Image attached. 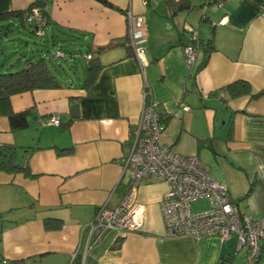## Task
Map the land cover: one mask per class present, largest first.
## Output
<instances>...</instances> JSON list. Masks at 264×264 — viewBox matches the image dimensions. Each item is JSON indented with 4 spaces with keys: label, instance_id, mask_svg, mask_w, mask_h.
I'll use <instances>...</instances> for the list:
<instances>
[{
    "label": "crops",
    "instance_id": "1",
    "mask_svg": "<svg viewBox=\"0 0 264 264\" xmlns=\"http://www.w3.org/2000/svg\"><path fill=\"white\" fill-rule=\"evenodd\" d=\"M36 1L49 18L44 36L54 57L62 50L75 59L60 49L75 45L85 63L90 54L99 68L86 88L61 82L13 95L14 111L30 109L25 128L12 130L0 109V145L18 146L19 163L28 159L34 175L0 171V264H245L247 247L237 245L235 234L164 236L160 199L167 185L161 181L136 188L135 201L145 207L140 231L92 233L89 226L100 207L115 208L131 186L122 164L144 87L160 116L159 141L198 156L201 147L210 149L199 140L211 138V150L229 163L218 177L237 209L264 216V94L252 97L264 88V0L207 2L205 17V0H187L191 9L178 12L166 0H108L112 6L99 0H0V13ZM128 12L145 16L141 60L123 43ZM193 37L210 38L214 49L198 48L189 66L183 47ZM235 80L247 82L250 93L231 96L223 86ZM51 116H59V126L44 123ZM208 122H222L220 131H209ZM25 146L33 149L24 152ZM46 217L60 219V226L46 228ZM258 244L257 264H264V240Z\"/></svg>",
    "mask_w": 264,
    "mask_h": 264
},
{
    "label": "built area",
    "instance_id": "2",
    "mask_svg": "<svg viewBox=\"0 0 264 264\" xmlns=\"http://www.w3.org/2000/svg\"><path fill=\"white\" fill-rule=\"evenodd\" d=\"M204 1V8L207 2ZM222 6L229 0H211ZM204 10V9H203ZM128 44L141 60L142 47L139 45L145 28L143 14L127 13ZM26 20L35 23L37 33L42 35L47 18L39 7L33 6ZM221 24L225 20L220 21ZM192 39H196L193 37ZM187 65L196 60L197 48L193 44L183 47ZM90 54L86 57L90 58ZM142 91L143 102L130 133L131 144L124 160L123 170L129 173L131 186L120 203L113 209L102 206L95 213L90 223L92 233L95 231H114L118 235L140 231L144 223L143 204L136 200V188L147 182H165L167 190L160 199L163 216L164 236L174 238L190 236L201 239L209 235H220L228 238L236 235L239 247H247L245 264H257L261 259L259 242L264 240V216L251 218L237 209L228 196L225 183L213 179L210 169L195 155H183L161 143L158 138L162 132L160 116L156 103L152 100L147 87ZM183 109L188 106L182 104ZM45 124L60 125L59 116H51ZM207 207L193 210L192 203L202 199Z\"/></svg>",
    "mask_w": 264,
    "mask_h": 264
},
{
    "label": "trees",
    "instance_id": "3",
    "mask_svg": "<svg viewBox=\"0 0 264 264\" xmlns=\"http://www.w3.org/2000/svg\"><path fill=\"white\" fill-rule=\"evenodd\" d=\"M99 1L102 2L104 5L112 6V4L108 0H99ZM166 1L168 3L167 5L169 6L170 10L173 12H178L183 10L188 11L191 9V6L190 4H188L187 0H166ZM209 2L212 1L210 0ZM33 6L40 8V10L46 16L47 24H48L49 18L45 12L44 5L40 1H36L30 4V6H28L24 10L0 13V33L2 35H8L9 32L11 31V25L14 24L15 22H18L22 29L30 28L32 34L37 36H43L45 32L42 35L38 34L37 33L38 28L36 24L32 22L29 23L26 20L28 13ZM207 6L208 4L204 8V4L202 5V15H201L202 17H205L204 15H206ZM45 27H44V31H45ZM123 40H125L123 42L124 45H126L131 50L130 45H127L126 43L127 38L125 37ZM45 42H47V39ZM186 44H193L197 49L203 46L206 52H208V50L210 51L214 49L212 40L210 38L207 41L203 42L202 40H199L196 37V39H188ZM60 49H63V46H60ZM61 51L62 50L58 51L59 53L53 59H55L56 57L62 58L63 54ZM91 56H89L90 58H87L85 56L87 58L86 59L87 61L84 67L82 68L84 74V80H82V83L79 84L81 88H86L93 82L94 77L98 71L97 68H99V65L97 64V59ZM55 68L56 67L52 65L50 59L48 62L44 57H42V55L39 54L38 58H35L33 56L26 57L23 61V66L21 69H17L13 71L11 70L6 71L5 69L4 71H2L0 69V109L4 114L7 115L12 130L15 131L27 127L28 125L27 116L30 109L14 111L10 104V98L13 95L32 91L35 89H46V88L54 89L60 87L61 82L57 80L56 76L52 73V70H54ZM223 88L227 89L230 92L231 96L247 94L250 93L251 91L249 84L243 80H235L227 84L226 86H223ZM262 94H264V88L259 90V92L252 94V97L259 98V96H261ZM71 106H72L70 108L72 114L71 118L73 119L74 117H76L75 114L76 108L73 105ZM72 119L70 120L72 121ZM164 121H166V119H164ZM205 144L208 145L211 149L212 139L207 138V139L199 140V145H205ZM20 148L24 152H28L29 149L31 150L33 149V147H29V146L20 147ZM18 149L19 147L16 146L15 144L0 145V171L10 174L22 173L23 175L29 177L34 176L30 172L28 159L25 161L23 165L19 163ZM250 190L248 192H250ZM228 196H230V194ZM232 202L235 204L233 200ZM43 221L46 228H57L61 224V220L58 218L46 217L44 218Z\"/></svg>",
    "mask_w": 264,
    "mask_h": 264
},
{
    "label": "rangeland",
    "instance_id": "4",
    "mask_svg": "<svg viewBox=\"0 0 264 264\" xmlns=\"http://www.w3.org/2000/svg\"><path fill=\"white\" fill-rule=\"evenodd\" d=\"M47 37L48 35L37 36L32 34L30 28L22 29L18 22L12 24L11 31L8 35H2L0 33V69L2 71H4V69L6 71L21 69L26 57L33 56L38 58L40 54L46 61L49 62L50 59L52 65L56 67L52 70V73L56 76L57 80L69 84L82 83V80H84L82 68L85 65V59L82 56L84 54H77L75 45L68 46L69 44H65L63 45V48H65L63 52L72 51L75 56L73 58L75 59L69 61L68 56L63 58L56 57L53 59L55 54L53 52V47L45 42ZM79 49H81L82 52L86 51L84 47H80ZM221 123L222 122H208L207 129L211 132L218 133ZM197 157L200 162L204 163L210 169L209 173L213 179L220 181L221 179L218 176H220L226 168L224 164H229L224 156L222 157L218 153L215 154L214 151L208 147H201ZM192 206L193 210H203L206 207V201H193Z\"/></svg>",
    "mask_w": 264,
    "mask_h": 264
}]
</instances>
